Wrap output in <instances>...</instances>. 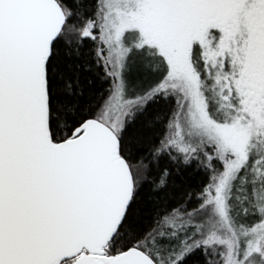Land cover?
<instances>
[{
	"label": "snow or ice",
	"instance_id": "6c2138e0",
	"mask_svg": "<svg viewBox=\"0 0 264 264\" xmlns=\"http://www.w3.org/2000/svg\"><path fill=\"white\" fill-rule=\"evenodd\" d=\"M0 264H264V0H0Z\"/></svg>",
	"mask_w": 264,
	"mask_h": 264
}]
</instances>
